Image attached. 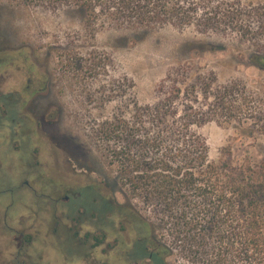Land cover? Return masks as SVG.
Masks as SVG:
<instances>
[{
    "label": "trees",
    "instance_id": "obj_1",
    "mask_svg": "<svg viewBox=\"0 0 264 264\" xmlns=\"http://www.w3.org/2000/svg\"><path fill=\"white\" fill-rule=\"evenodd\" d=\"M10 1L74 9L94 33L106 26L140 35L191 29L206 36L186 42L196 54L224 49L211 38L227 37L243 47L242 61L264 72V0ZM195 79L164 80L156 100L138 107L133 132L125 119L107 122L103 132L117 141L108 165L125 201L104 194L101 201L135 226L139 251L154 264H264V158H254L247 143L264 135L260 94L237 80ZM209 122L235 127L218 159L199 130Z\"/></svg>",
    "mask_w": 264,
    "mask_h": 264
},
{
    "label": "rangeland",
    "instance_id": "obj_2",
    "mask_svg": "<svg viewBox=\"0 0 264 264\" xmlns=\"http://www.w3.org/2000/svg\"><path fill=\"white\" fill-rule=\"evenodd\" d=\"M193 38L206 36L173 27L140 35L106 26L94 33L74 9L14 5L10 0H0V91H23L30 83L43 85V108L37 112L47 116L55 111L56 116L51 123L42 119L38 155L45 172H53L66 187L85 183L98 186L97 191L84 190L80 202L98 211L99 222H106L103 194L111 202L125 201L123 194L115 190L116 171L108 165L107 155L117 141H110L103 130L107 122L116 125L125 119L133 132L138 107L156 100L164 80L192 82L199 80L195 79L198 75L216 85L237 80L260 94L264 108V72L238 57L243 47L227 37L213 35L211 39L222 43L224 49L196 54L186 47ZM234 128L209 122L199 129L213 159L219 158L224 145L233 142ZM247 143L254 158H264V135ZM28 144L23 152L26 170L31 164ZM235 145L239 158L243 148L238 140ZM28 181H33L30 175ZM74 192L61 191L60 206L67 212L61 211L60 225L50 222L45 228L46 235L54 238L45 245L44 263L105 264L101 245L95 247L94 240L86 242L85 229L73 227V199L64 201L63 197H71ZM113 218L121 217L115 214ZM74 231L80 232L79 240L74 238ZM123 235L129 239L134 229L129 233L124 229Z\"/></svg>",
    "mask_w": 264,
    "mask_h": 264
},
{
    "label": "flooded vegetation",
    "instance_id": "obj_3",
    "mask_svg": "<svg viewBox=\"0 0 264 264\" xmlns=\"http://www.w3.org/2000/svg\"><path fill=\"white\" fill-rule=\"evenodd\" d=\"M43 89V85L30 83L23 91H0V264H45V245L54 238L46 235L45 228L50 222L56 227L60 225L61 211L67 212L61 209L60 194L62 190L71 189L75 190L74 195L63 199H73L70 200L73 201L70 205L73 227L85 229L86 242L94 240L95 247L101 245L105 264H154L151 255L139 251L135 226L125 224L122 218L114 220L115 214L120 216L117 207L105 206L106 222H99L98 211L80 202L81 193L89 189L91 183L70 189L53 172H45L44 162L38 155L39 128L43 118L51 123L56 113L53 111L46 116L42 112V118L38 114L43 108L40 100ZM57 108L59 112L60 107ZM26 144L31 155L29 171L24 167ZM28 175L32 182L28 181ZM93 219H97V223ZM124 229L128 233L134 229V236L126 240ZM79 236L80 232L74 231V238L79 240Z\"/></svg>",
    "mask_w": 264,
    "mask_h": 264
}]
</instances>
